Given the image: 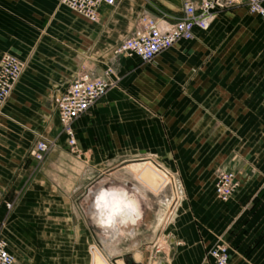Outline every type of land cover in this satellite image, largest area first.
Returning a JSON list of instances; mask_svg holds the SVG:
<instances>
[{
  "label": "crops",
  "instance_id": "crops-1",
  "mask_svg": "<svg viewBox=\"0 0 264 264\" xmlns=\"http://www.w3.org/2000/svg\"><path fill=\"white\" fill-rule=\"evenodd\" d=\"M182 2L117 0L90 21L60 0H0V57L23 62L0 107V237L15 264H142L135 247L159 233L166 246L154 256L164 264H211L216 242L233 264H264V22L230 3L147 62L112 55L140 15L165 26ZM107 65L109 86L71 124V151L53 97L79 71L100 75ZM39 138L51 146L35 160ZM143 158L174 173L183 192L150 232L138 196L168 178ZM129 160L119 170L136 184L97 192L105 172ZM73 161L79 173L67 172ZM218 171L237 181L226 200L214 195ZM101 193L121 202L111 220L97 207Z\"/></svg>",
  "mask_w": 264,
  "mask_h": 264
},
{
  "label": "built area",
  "instance_id": "built-area-1",
  "mask_svg": "<svg viewBox=\"0 0 264 264\" xmlns=\"http://www.w3.org/2000/svg\"><path fill=\"white\" fill-rule=\"evenodd\" d=\"M117 0H60V3L74 13L90 20L98 18L100 5L112 6ZM243 2L249 13L257 15L264 22V0H183L181 16L165 26H159L157 21L148 15H140L132 31L112 49L115 56H137L141 61H149L156 53L170 47L180 39H190L193 28L204 30L208 27L217 9L230 3ZM23 68V62L12 54L0 57V107L8 97L14 83ZM110 65L104 67L100 75L89 71H79L67 84L66 88L53 97L56 116L61 132L66 137L67 145L72 149L75 144L71 127L73 120L84 113L109 86ZM51 146L50 141L39 138L33 144L30 154L41 160ZM144 159V158H143ZM156 169L168 178L171 198L176 207L182 197L181 184L174 173L159 166L150 159ZM237 186L232 172L218 171L213 179L214 195L220 200H226ZM6 206L11 205L5 202ZM6 240L0 237V264H15L13 254L6 247ZM228 246L224 242L211 245L206 254L211 258V264H233L228 257Z\"/></svg>",
  "mask_w": 264,
  "mask_h": 264
},
{
  "label": "rangeland",
  "instance_id": "rangeland-1",
  "mask_svg": "<svg viewBox=\"0 0 264 264\" xmlns=\"http://www.w3.org/2000/svg\"><path fill=\"white\" fill-rule=\"evenodd\" d=\"M69 149L71 150L70 147H69ZM134 161H136V160L125 161V162L120 163L117 166L112 167L111 169H108L105 172L106 176L108 177L106 180L107 186L125 187L126 188V187H132L133 184H136L135 182H137V181H135L133 178H130L127 173H124L122 170H119L120 168L127 165L128 163H131ZM141 161H147V160L142 159ZM81 169H82L81 163H78V162L76 163L73 161V163L70 165V168H68L67 172L71 173V174H75L76 172L79 173L81 171ZM69 177H70V175H69ZM108 184H111V185H108ZM166 184H165V187L157 193H152V192L144 189L142 196L137 195L139 201L142 203L141 208H140L141 212L139 211L140 215H141L140 221H146L147 223H149L148 225H150V227L148 228V232H150V230H151V225H152V231H153V225H154V222L157 219V217H159L161 219L160 223L164 222V224H165V222L167 221V218H169V216H170L169 214H171V212L173 210H175V208H176V207L173 208L174 202H173V199L171 198V194H170L168 186H166ZM84 185H85V183H84ZM65 186L70 187L69 181L65 183ZM71 187H73V186H71ZM168 220H170V219H168ZM155 234H157V233H155ZM158 237H160V239H158ZM161 246L165 247L166 243L163 240V236L161 237L160 233H159V235H157V237L155 235L152 238V240H149V242H143L138 247H135V248H137V251L139 253V255H136V259H138L139 260L138 262L142 263V264L149 263L153 259L152 263H154L156 261L154 255H160L161 256V252H162ZM90 253L92 254V249H91ZM133 256H134V254H133ZM129 259L133 260L134 258L129 257V256H127V257L123 256L124 262L119 260L118 263L119 264H128Z\"/></svg>",
  "mask_w": 264,
  "mask_h": 264
},
{
  "label": "clouds",
  "instance_id": "clouds-1",
  "mask_svg": "<svg viewBox=\"0 0 264 264\" xmlns=\"http://www.w3.org/2000/svg\"><path fill=\"white\" fill-rule=\"evenodd\" d=\"M108 193H101L97 200V207L101 210V214L105 215L107 219L111 220L113 216L122 212L121 202L115 199H106ZM130 205H123V208H129ZM104 210H107L106 212Z\"/></svg>",
  "mask_w": 264,
  "mask_h": 264
},
{
  "label": "water",
  "instance_id": "water-1",
  "mask_svg": "<svg viewBox=\"0 0 264 264\" xmlns=\"http://www.w3.org/2000/svg\"><path fill=\"white\" fill-rule=\"evenodd\" d=\"M168 244H169V246H170V248H171V246H172V244H173V242H172L171 239L168 240ZM129 264H133V262H129ZM155 264H164V263H163V261H161L160 259H158V260L156 261Z\"/></svg>",
  "mask_w": 264,
  "mask_h": 264
},
{
  "label": "bare ground",
  "instance_id": "bare-ground-1",
  "mask_svg": "<svg viewBox=\"0 0 264 264\" xmlns=\"http://www.w3.org/2000/svg\"><path fill=\"white\" fill-rule=\"evenodd\" d=\"M111 187H112V186L100 187V189H99L98 191H97L96 189H95V190H96L97 192L100 193L101 191L106 190V189H110ZM113 187H114V186H113ZM130 191H131V190H130ZM97 192H96V193H97ZM88 211H89V210H88ZM137 216H139L138 213H137ZM112 219H113V218H112ZM91 220H92V219H91ZM92 221H93V220H92ZM93 222H94V221H93ZM94 223H95V222H94Z\"/></svg>",
  "mask_w": 264,
  "mask_h": 264
}]
</instances>
